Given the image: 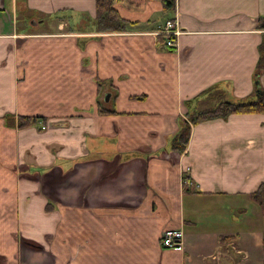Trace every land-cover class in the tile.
Segmentation results:
<instances>
[{
	"label": "crops",
	"instance_id": "obj_1",
	"mask_svg": "<svg viewBox=\"0 0 264 264\" xmlns=\"http://www.w3.org/2000/svg\"><path fill=\"white\" fill-rule=\"evenodd\" d=\"M111 8L118 33L95 31L94 0H0L32 26L0 18V264H264V209L250 197L264 114L195 124L183 154L168 145L203 91L251 96L264 0ZM5 115L44 121L18 129ZM171 229L180 250L160 246Z\"/></svg>",
	"mask_w": 264,
	"mask_h": 264
},
{
	"label": "trees",
	"instance_id": "obj_2",
	"mask_svg": "<svg viewBox=\"0 0 264 264\" xmlns=\"http://www.w3.org/2000/svg\"><path fill=\"white\" fill-rule=\"evenodd\" d=\"M111 1L94 0L95 20L93 26L97 32L118 33L125 24L111 8ZM158 1L164 12L171 13L174 10V0ZM257 23V28L262 33L260 42L257 45L258 57L253 70L254 91L251 96L236 102H229L224 100L223 94L216 87H210L200 93L197 97H203L204 108L202 110L200 108L199 110L185 112L184 119L178 124L177 130L169 139L168 145L171 151L183 154L188 141L190 127L200 122L213 119L226 120L228 116L235 114H264V91L258 84V77L264 70V17L258 19ZM187 102H184L186 109ZM38 119L41 123L44 121L41 117L5 115L3 117V124L6 127L19 129L35 124ZM183 191L186 192L185 187ZM250 197L258 207L264 209V181L258 185L256 191ZM49 209L50 207H47L46 211Z\"/></svg>",
	"mask_w": 264,
	"mask_h": 264
},
{
	"label": "built area",
	"instance_id": "obj_3",
	"mask_svg": "<svg viewBox=\"0 0 264 264\" xmlns=\"http://www.w3.org/2000/svg\"><path fill=\"white\" fill-rule=\"evenodd\" d=\"M165 39V46L173 50L176 47L174 37L178 35L175 23L167 20L164 23V28L160 33ZM160 246L165 250H180L181 234L180 231L171 229L164 231L159 240Z\"/></svg>",
	"mask_w": 264,
	"mask_h": 264
},
{
	"label": "rangeland",
	"instance_id": "obj_4",
	"mask_svg": "<svg viewBox=\"0 0 264 264\" xmlns=\"http://www.w3.org/2000/svg\"><path fill=\"white\" fill-rule=\"evenodd\" d=\"M23 15H25L24 13H23ZM11 16V14H10V12L9 11H7L6 10V13L5 12H3V11H0V18H1V20H3L4 22H6V24H8L9 26H8V29H9V31H10V29H11V26H15V24H17V27H21V26H24V27H29L30 28V26L28 25V21H27V19H24L23 18V16H21V12H19V18L17 19H14V17H10ZM27 16L29 17V18H31L32 17V15L31 14H27ZM8 17V18H7ZM9 20V22H8V20ZM163 16H162V14H159V15H157V16H155L154 17V25H157V24H160V22H163ZM11 21V22H10ZM45 25V26H44ZM161 25V24H160ZM48 26H50V24H49V22H46V24H39V26L37 27V29H41V28H46V27H48ZM13 28V27H12ZM30 29H32V26H31V28ZM23 171V168L21 167L20 169H19V171ZM250 211V209H248V212ZM247 212V213H248ZM0 213H1V211H0ZM9 213H7V215H8ZM0 218H3V214H2V216H0ZM5 218V217H4ZM6 219H8V216L6 217ZM263 228H264V224H263ZM264 232V231H263ZM8 247L7 246H5V249H7Z\"/></svg>",
	"mask_w": 264,
	"mask_h": 264
}]
</instances>
